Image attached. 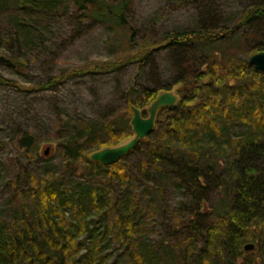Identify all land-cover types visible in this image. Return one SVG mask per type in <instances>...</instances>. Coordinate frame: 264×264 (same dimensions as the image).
Wrapping results in <instances>:
<instances>
[{
  "label": "trees",
  "instance_id": "obj_1",
  "mask_svg": "<svg viewBox=\"0 0 264 264\" xmlns=\"http://www.w3.org/2000/svg\"><path fill=\"white\" fill-rule=\"evenodd\" d=\"M132 1L69 0L80 25L115 29L123 54L71 73L63 70L37 84L36 91L129 65L143 72L156 66L161 50L173 59L175 80L138 89L133 84L122 108L100 119L69 117L57 125L60 171L24 175L27 188L15 195L8 218L0 219V264H264V73L249 63L252 54L264 51V0H252L234 22L216 17L142 42L128 15ZM9 2L16 25L4 38L10 49L32 41L27 25L35 17L66 6L63 0ZM238 38L245 51L230 50L240 45ZM4 61L16 73H27V61L17 54ZM0 85L16 84L0 75ZM173 91L176 103L158 110L152 133L129 154L112 165L92 159L132 140L135 109L146 114L161 94ZM19 143L30 155H41L30 133L23 132ZM138 151L134 166L125 165ZM172 190L180 194L175 209L180 219L173 228L186 235L181 244L154 242L143 233L146 212L168 207ZM216 193L219 201L211 205ZM248 243L254 250H245Z\"/></svg>",
  "mask_w": 264,
  "mask_h": 264
},
{
  "label": "rangeland",
  "instance_id": "obj_2",
  "mask_svg": "<svg viewBox=\"0 0 264 264\" xmlns=\"http://www.w3.org/2000/svg\"><path fill=\"white\" fill-rule=\"evenodd\" d=\"M63 1L66 6L59 12L38 16L31 24L29 22L27 28L35 37L26 42V47L10 49L4 38L16 30L15 13L9 0H0V75L16 84L0 85V219L8 215L15 195L27 188L25 174L39 176L48 169L60 171L61 158L55 144V130L60 122L69 117L76 121L100 119L110 110L125 106L126 92L133 84L138 89L171 83L177 75L171 55L161 50L155 55L156 66L143 72H139L135 65H129L121 72L71 77L53 90L36 91L37 84L63 70L71 73L75 68L116 60L123 54V40L115 29L102 23L90 25L83 22L80 25L73 18V5L69 0ZM108 1L117 3L119 0ZM251 1L188 0L185 5H179L175 0H133L128 15L138 41L142 42L144 39L157 40L167 32L198 28L216 17L234 22L237 13ZM202 5L207 9H202ZM235 42L240 43V39ZM235 45L230 47L231 51L236 48L245 51L247 48L243 42L240 43L242 47ZM204 49L201 47L197 51L201 53ZM9 54H17L27 61L25 75L16 73L4 61ZM240 55L246 58L245 52ZM147 110L142 114L144 118L149 116ZM23 132L30 133L40 145L39 157L30 155L21 147L19 139ZM47 149L49 153L45 155ZM140 155V151L129 155L124 164L133 167ZM220 195L216 193L211 197V205L217 204ZM179 198L178 192L169 191L166 195L168 207L147 210L143 229L147 238L154 242L168 240L172 244H181L186 232H175L173 228L180 219L175 210Z\"/></svg>",
  "mask_w": 264,
  "mask_h": 264
},
{
  "label": "water",
  "instance_id": "obj_3",
  "mask_svg": "<svg viewBox=\"0 0 264 264\" xmlns=\"http://www.w3.org/2000/svg\"><path fill=\"white\" fill-rule=\"evenodd\" d=\"M249 63L264 73V51L252 54L249 57ZM177 97L172 93L161 94L149 109V116L144 118L140 110L135 109L132 119V126L135 137L128 143L98 151L92 155L94 161L101 162L105 165H112L124 158L131 150L135 148L139 139L149 136L155 126V119L158 110L164 106H172L176 103ZM49 153V149L45 150V155ZM255 245L248 243L245 245L246 251L254 250Z\"/></svg>",
  "mask_w": 264,
  "mask_h": 264
}]
</instances>
